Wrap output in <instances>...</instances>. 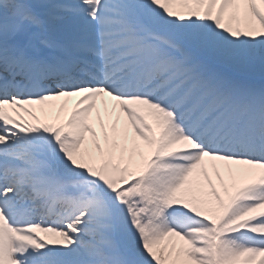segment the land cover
Listing matches in <instances>:
<instances>
[{
	"label": "snow or ice",
	"instance_id": "1",
	"mask_svg": "<svg viewBox=\"0 0 264 264\" xmlns=\"http://www.w3.org/2000/svg\"><path fill=\"white\" fill-rule=\"evenodd\" d=\"M0 264H264V0H0Z\"/></svg>",
	"mask_w": 264,
	"mask_h": 264
},
{
	"label": "bare ground",
	"instance_id": "2",
	"mask_svg": "<svg viewBox=\"0 0 264 264\" xmlns=\"http://www.w3.org/2000/svg\"><path fill=\"white\" fill-rule=\"evenodd\" d=\"M77 99V97H61L57 100L45 101L43 104L26 105L25 107L30 109L38 119H33L32 116L23 112L21 115H23L26 120L32 123H64L74 109ZM101 99L108 102L107 107L105 104L101 103ZM111 103L112 102L110 101V98H98L97 107L93 110L89 120L91 127L96 132V136L93 137L91 132L85 133V144L82 146V150H87L89 153L95 151L97 155L96 163L100 162L101 150L104 152L111 151L110 142L105 139V132L111 136V127L114 123L118 129L116 138L117 147L115 149L116 155L119 156L121 151L120 145L122 140L121 136L119 135V130L124 127L126 118L122 113L120 114L119 122L116 121L115 114L109 117L108 112L111 111ZM13 114L15 115V113ZM128 137V148L130 150L132 147V131L130 126L128 128ZM96 144L100 145L99 149L95 147ZM131 171L135 172L137 169L133 168ZM217 173H219V176ZM189 180L195 181V186H198L209 195L211 194V191L214 187L216 191L220 193L222 198H226L224 188L229 183V181L225 176L224 167L220 164H217L214 168L212 166V162H209L207 159H205L201 168L198 169L193 175H190Z\"/></svg>",
	"mask_w": 264,
	"mask_h": 264
}]
</instances>
